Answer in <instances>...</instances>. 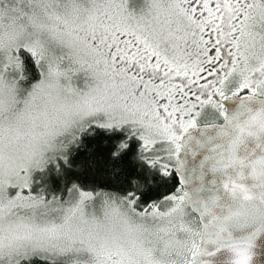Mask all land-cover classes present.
<instances>
[{"label": "snow or ice", "instance_id": "6c2138e0", "mask_svg": "<svg viewBox=\"0 0 264 264\" xmlns=\"http://www.w3.org/2000/svg\"><path fill=\"white\" fill-rule=\"evenodd\" d=\"M0 264H264V0H0Z\"/></svg>", "mask_w": 264, "mask_h": 264}, {"label": "water", "instance_id": "95a60500", "mask_svg": "<svg viewBox=\"0 0 264 264\" xmlns=\"http://www.w3.org/2000/svg\"><path fill=\"white\" fill-rule=\"evenodd\" d=\"M201 195L208 196V195H210V193L207 191V188H206V190L203 193H201Z\"/></svg>", "mask_w": 264, "mask_h": 264}]
</instances>
